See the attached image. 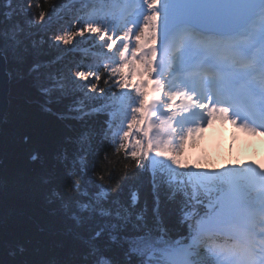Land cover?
<instances>
[{
    "label": "snow or ice",
    "instance_id": "1",
    "mask_svg": "<svg viewBox=\"0 0 264 264\" xmlns=\"http://www.w3.org/2000/svg\"><path fill=\"white\" fill-rule=\"evenodd\" d=\"M71 4L90 12L77 15L52 40L67 48L78 38L94 37L100 48H90L92 55L68 70L60 64L62 57L46 62L47 71L33 86L45 105H66L81 120L106 119L69 138L66 145H75V153L63 148L41 175L48 217L88 250L85 259L123 242L129 264H264V163L200 170L182 159L187 143L199 137L217 112L252 134L264 132V0ZM32 8V0H22L0 20V52L9 45L19 48L15 71L20 79L19 66L28 52L20 45L30 35L23 24L35 27L48 14L41 11L37 20L34 12L27 15ZM133 59L149 67L137 83L120 71ZM77 81L86 86L84 94ZM147 81L158 93L146 99L151 91ZM106 90L110 98L99 99ZM109 150L122 154L127 168V178L115 192L97 175ZM31 159H40L39 153ZM145 179L157 210L162 198L178 206L182 234L158 227L122 235ZM19 251H25L23 245ZM100 264L112 261L100 257Z\"/></svg>",
    "mask_w": 264,
    "mask_h": 264
},
{
    "label": "trees",
    "instance_id": "2",
    "mask_svg": "<svg viewBox=\"0 0 264 264\" xmlns=\"http://www.w3.org/2000/svg\"><path fill=\"white\" fill-rule=\"evenodd\" d=\"M21 2L12 0L9 8L7 0H0V20L3 13L18 9ZM32 4L33 8L26 10L29 17L34 12L39 20L41 11L48 14L35 27L23 24L25 31L30 33L20 45V48L26 46L28 49L23 64L19 66L24 79H20L15 71L19 48L9 45L2 52L9 76V92L7 110L0 126V264H97L100 257H108L112 264H127L126 243H110L85 259L88 250L66 237L58 223L48 217L40 177L56 163L63 148L75 153V145H66L69 138H75L98 123V117L81 120L66 105H45L33 83L43 78L47 71L43 65L56 56L65 61V70L81 63L87 56L81 49L91 47L94 40L93 37L78 38L67 48L52 40L53 35L64 29V19L68 22L66 27H71L73 19L64 15L69 9L83 15L78 4H71V0H32ZM19 18L24 21L28 17ZM34 65L40 67L34 68ZM75 84L81 91L83 84L78 81ZM85 92L86 89L81 91L82 94ZM34 153H39L40 159L33 161ZM106 155L107 160H101L102 170L97 175H103L104 183L115 192L127 178L126 162L122 154L115 155L111 150ZM110 175L111 180L108 179ZM139 215L143 216L142 220L136 219ZM158 227L171 230L173 235L182 234L179 208L162 198L157 210L145 179L132 222L122 235L135 236L145 228ZM21 245L25 248L23 253L19 251Z\"/></svg>",
    "mask_w": 264,
    "mask_h": 264
},
{
    "label": "rangeland",
    "instance_id": "3",
    "mask_svg": "<svg viewBox=\"0 0 264 264\" xmlns=\"http://www.w3.org/2000/svg\"><path fill=\"white\" fill-rule=\"evenodd\" d=\"M134 61L135 63L138 64L139 71L143 63L148 65V63L144 61H139L137 59H134ZM139 71L138 73L141 74V72ZM138 77L145 78V76L142 75L140 76L138 75ZM8 86H9V81H8ZM81 89L83 90L86 88L82 86ZM209 137L210 135H205L204 132H202L198 138H193L195 140V143H192V140H190L184 149V152L182 154V159L186 162L187 158L189 157L190 164L192 163L191 161H194L196 166L193 167L200 170H218L221 169V166H225L226 158L225 156H222L224 151V146H221L222 151H220V149H218L217 146L215 147V145H211L210 143L211 140ZM237 163L241 164L239 160L237 161Z\"/></svg>",
    "mask_w": 264,
    "mask_h": 264
},
{
    "label": "bare ground",
    "instance_id": "4",
    "mask_svg": "<svg viewBox=\"0 0 264 264\" xmlns=\"http://www.w3.org/2000/svg\"><path fill=\"white\" fill-rule=\"evenodd\" d=\"M58 56H56V57H54L55 59L57 58ZM64 60L63 59H61L60 60V64L61 65H63L64 64ZM142 67H143V65H142ZM8 81H9V76H8ZM80 83V82H79ZM83 87L84 88H86V86L85 85H83ZM8 92H9V86H8ZM149 93H151V92H149ZM7 102H8V100H7ZM124 108H126V106H124ZM7 110V109H6ZM6 113V112H5ZM66 115H68L69 116V114H66ZM5 116V115H4ZM73 117V116H72ZM215 118V120H211L210 121V125L209 126H207L205 129H204V134L205 135H210V140L212 141V140H214L213 138H216V136L215 135H219L220 134V136H222L221 134H223V133H220V132H218V127L220 126L221 128H228V127H226L225 125H226V120L228 119V117L226 116V115H223V113L222 112H218V113H216V117H214ZM97 120H98V122L100 121V120H103V119H101L100 117H98L97 118ZM226 131V130H225ZM75 137H77V136H75ZM243 138H248V139H246L247 141H249V142H254V143H257L258 144V140H257V138L256 137H254L252 134H250L249 132H245V131H243V132H241V136H240V140L241 139H243ZM192 143H195V140L193 139L192 140ZM242 148V147H241ZM248 148H249V150H248ZM257 150H260V147L259 146H253V147H249V145L248 144H244L243 145V148H242V150H241V152L244 154V155H248V154H252V155H256V151ZM253 151H255V152H253ZM261 161L264 163V155L261 157ZM260 164V163H259ZM98 262V261H97ZM127 264H129V261L127 262Z\"/></svg>",
    "mask_w": 264,
    "mask_h": 264
},
{
    "label": "water",
    "instance_id": "5",
    "mask_svg": "<svg viewBox=\"0 0 264 264\" xmlns=\"http://www.w3.org/2000/svg\"><path fill=\"white\" fill-rule=\"evenodd\" d=\"M8 74L6 71L5 58L0 52V126L3 123L4 115L8 106Z\"/></svg>",
    "mask_w": 264,
    "mask_h": 264
},
{
    "label": "clouds",
    "instance_id": "6",
    "mask_svg": "<svg viewBox=\"0 0 264 264\" xmlns=\"http://www.w3.org/2000/svg\"><path fill=\"white\" fill-rule=\"evenodd\" d=\"M256 135H264V133L258 132V133H256Z\"/></svg>",
    "mask_w": 264,
    "mask_h": 264
}]
</instances>
